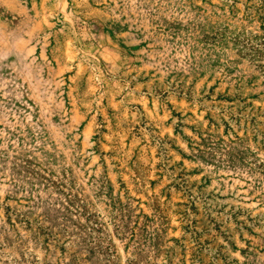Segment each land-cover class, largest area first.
Returning a JSON list of instances; mask_svg holds the SVG:
<instances>
[{"label": "rangeland", "instance_id": "374dc122", "mask_svg": "<svg viewBox=\"0 0 264 264\" xmlns=\"http://www.w3.org/2000/svg\"><path fill=\"white\" fill-rule=\"evenodd\" d=\"M0 264H264V0H0Z\"/></svg>", "mask_w": 264, "mask_h": 264}]
</instances>
